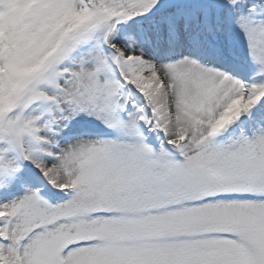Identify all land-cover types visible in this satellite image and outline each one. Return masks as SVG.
Listing matches in <instances>:
<instances>
[{
  "label": "snow or ice",
  "instance_id": "6c2138e0",
  "mask_svg": "<svg viewBox=\"0 0 264 264\" xmlns=\"http://www.w3.org/2000/svg\"><path fill=\"white\" fill-rule=\"evenodd\" d=\"M0 264H264V0H0Z\"/></svg>",
  "mask_w": 264,
  "mask_h": 264
}]
</instances>
